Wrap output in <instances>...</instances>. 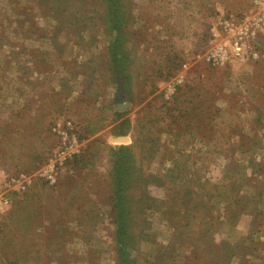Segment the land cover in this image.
Segmentation results:
<instances>
[{"label":"rangeland","instance_id":"rangeland-1","mask_svg":"<svg viewBox=\"0 0 264 264\" xmlns=\"http://www.w3.org/2000/svg\"><path fill=\"white\" fill-rule=\"evenodd\" d=\"M0 264H264V0H0Z\"/></svg>","mask_w":264,"mask_h":264},{"label":"built area","instance_id":"built-area-1","mask_svg":"<svg viewBox=\"0 0 264 264\" xmlns=\"http://www.w3.org/2000/svg\"><path fill=\"white\" fill-rule=\"evenodd\" d=\"M238 48H240L239 46H237ZM212 55L215 57L216 55L214 53H212ZM7 200V199H6Z\"/></svg>","mask_w":264,"mask_h":264},{"label":"trees","instance_id":"trees-1","mask_svg":"<svg viewBox=\"0 0 264 264\" xmlns=\"http://www.w3.org/2000/svg\"><path fill=\"white\" fill-rule=\"evenodd\" d=\"M121 195V194H120Z\"/></svg>","mask_w":264,"mask_h":264}]
</instances>
